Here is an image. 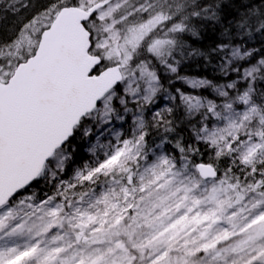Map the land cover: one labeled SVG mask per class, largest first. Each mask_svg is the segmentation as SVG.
<instances>
[{
  "label": "snow or ice",
  "instance_id": "6c2138e0",
  "mask_svg": "<svg viewBox=\"0 0 264 264\" xmlns=\"http://www.w3.org/2000/svg\"><path fill=\"white\" fill-rule=\"evenodd\" d=\"M9 13L0 86L71 32L87 90L0 172V264H264V0H0ZM93 119L109 143L80 142Z\"/></svg>",
  "mask_w": 264,
  "mask_h": 264
},
{
  "label": "water",
  "instance_id": "95a60500",
  "mask_svg": "<svg viewBox=\"0 0 264 264\" xmlns=\"http://www.w3.org/2000/svg\"><path fill=\"white\" fill-rule=\"evenodd\" d=\"M38 60L0 86V172L27 166L87 90L83 49L71 33L42 41Z\"/></svg>",
  "mask_w": 264,
  "mask_h": 264
},
{
  "label": "trees",
  "instance_id": "16d2710c",
  "mask_svg": "<svg viewBox=\"0 0 264 264\" xmlns=\"http://www.w3.org/2000/svg\"><path fill=\"white\" fill-rule=\"evenodd\" d=\"M23 14L24 13L22 12L20 15H23ZM13 22H14V17L11 13H9V14H7V19L0 20V26H4V27L11 26L13 24ZM183 74H186V75L192 76V77H196V78H207L210 80L218 81L219 83L224 82L223 79H221L219 77V75L215 74L210 67L205 68V67L199 66L198 64H193ZM177 86L186 87L184 85H179V83ZM205 94L207 95L209 93L206 92ZM101 127L102 126L100 125L98 119H93L92 124L88 125L87 129L85 130L87 133H90V134H85V132H82L81 137H80V142L86 146H90V144H95L96 143L95 137L97 136V134L100 135V138H103L101 140L102 143L105 144L106 142H109L108 135H107V137H104V132L106 130L104 132H101ZM98 151H101V150L98 149ZM61 155H63V153H61L60 155H57L55 157V159L53 160V164L51 166V171H56L54 169L56 168V163L59 160L58 156H61ZM81 156H83L84 159H81ZM77 162H78V165L89 162L87 154L84 152L80 153V155L77 156Z\"/></svg>",
  "mask_w": 264,
  "mask_h": 264
},
{
  "label": "rangeland",
  "instance_id": "374dc122",
  "mask_svg": "<svg viewBox=\"0 0 264 264\" xmlns=\"http://www.w3.org/2000/svg\"><path fill=\"white\" fill-rule=\"evenodd\" d=\"M98 121H99V120H98ZM107 135H108V133H107V131H105V132H104V137H107ZM100 139L102 140L103 138H100ZM107 143H109V142H106L105 144H107ZM62 156H63V155L58 156V157H59V160L62 158ZM59 160H58V161H59ZM54 170H56V168H55Z\"/></svg>",
  "mask_w": 264,
  "mask_h": 264
}]
</instances>
